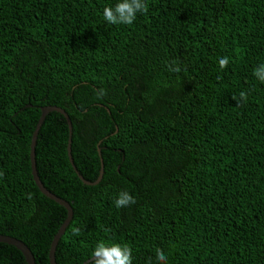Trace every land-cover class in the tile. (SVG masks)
<instances>
[{
  "label": "trees",
  "instance_id": "16d2710c",
  "mask_svg": "<svg viewBox=\"0 0 264 264\" xmlns=\"http://www.w3.org/2000/svg\"><path fill=\"white\" fill-rule=\"evenodd\" d=\"M117 2L0 0V235L49 264L66 210L34 183L30 143L56 106L71 134L49 112L35 166L72 209L57 264H83L101 240L130 247L132 264H161L157 249L166 264H264V0H145L110 25ZM69 138L84 180L102 161L96 184L70 165ZM121 190L136 203L117 208ZM0 264L26 262L0 242Z\"/></svg>",
  "mask_w": 264,
  "mask_h": 264
},
{
  "label": "clouds",
  "instance_id": "9594fccd",
  "mask_svg": "<svg viewBox=\"0 0 264 264\" xmlns=\"http://www.w3.org/2000/svg\"><path fill=\"white\" fill-rule=\"evenodd\" d=\"M148 5L145 0H118L114 6H106L103 11L104 19L108 24H132L136 19L137 13H146ZM219 66L223 69L228 66V57H221L218 61ZM176 66L173 67L172 65ZM169 71L179 73L181 68L176 61L169 64ZM253 75L264 82V63L256 66L253 69ZM101 92L103 90H100ZM233 99L239 105L247 101V93L240 92L239 97L233 96ZM2 175V174H0ZM29 198L31 196L29 195ZM117 208L128 207L136 203L133 195L127 190H121L114 201ZM73 235H78L80 229L74 227L72 229ZM156 258L161 264H166L167 257L160 249L156 251ZM91 264H132V250L126 245L118 243H106L101 240L97 243L92 252Z\"/></svg>",
  "mask_w": 264,
  "mask_h": 264
},
{
  "label": "water",
  "instance_id": "95a60500",
  "mask_svg": "<svg viewBox=\"0 0 264 264\" xmlns=\"http://www.w3.org/2000/svg\"><path fill=\"white\" fill-rule=\"evenodd\" d=\"M58 112L60 115H62L66 122H67V126H68V131H69V136L71 134V123L70 120L68 118L67 113L56 106H44L40 108V116L38 119V122L36 124V127L32 133V139H31V143H30V163H31V174H32V178L34 183L36 184L37 188L40 190L41 193H43L45 196H47L49 199H51L52 201L56 202L57 204L63 206L66 210V218L64 219L63 223L60 225L59 229L57 230V232L54 234L51 243H50V248H49V253H48V259H49V264H57L55 262V248L57 245V242L60 239V236L63 234L64 229L66 228V226L68 225V222L71 219L72 216V209L70 207V205L68 204L67 201H65L64 199H61L60 197L54 195L53 193H51L50 191H48L44 185L42 184V182L40 181V178L38 176L37 170H36V166H35V143H36V136L38 133V130L41 126V124L44 121L45 116L49 113V112ZM67 157L68 160L70 162V165L72 166V168L75 170L76 174L79 176V178L88 185H93L96 184L102 177L103 174V165H102V161L100 164V169H99V175L98 177L94 180V181H87L84 180L82 178L81 175H79V173L76 171L75 166L73 164V160L70 154L71 148H70V138L68 139V143H67ZM0 242L12 245L13 247H15L24 257V260L26 262V264H36L35 263V259L34 256L32 254V252L30 251V249L20 240L8 236V235H0ZM91 260V258H90ZM90 260L85 261L83 264L88 263Z\"/></svg>",
  "mask_w": 264,
  "mask_h": 264
}]
</instances>
